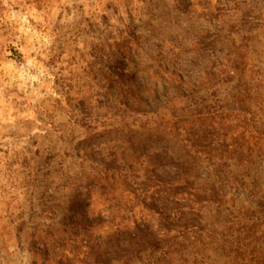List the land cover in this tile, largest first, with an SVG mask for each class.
I'll return each mask as SVG.
<instances>
[{"label": "rangeland", "instance_id": "374dc122", "mask_svg": "<svg viewBox=\"0 0 264 264\" xmlns=\"http://www.w3.org/2000/svg\"><path fill=\"white\" fill-rule=\"evenodd\" d=\"M0 264H264V0H0Z\"/></svg>", "mask_w": 264, "mask_h": 264}, {"label": "trees", "instance_id": "16d2710c", "mask_svg": "<svg viewBox=\"0 0 264 264\" xmlns=\"http://www.w3.org/2000/svg\"><path fill=\"white\" fill-rule=\"evenodd\" d=\"M11 52L12 58L19 59L21 57L18 50L12 48ZM169 147L170 145L162 142L159 147L149 151L147 155L144 154L143 156L145 159H136V171L148 172V174L165 173L170 179L160 183V187L165 190L181 191L188 188H194L193 190H195V185L192 181L196 179V176L193 173L195 162H192L191 160L180 161L177 158L178 154L174 152L172 147V150H170ZM198 166L199 163L196 167ZM74 228L75 227L73 226L71 227L72 230Z\"/></svg>", "mask_w": 264, "mask_h": 264}]
</instances>
